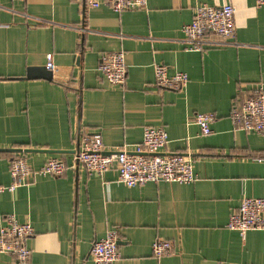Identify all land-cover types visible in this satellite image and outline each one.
Returning a JSON list of instances; mask_svg holds the SVG:
<instances>
[{
  "label": "crops",
  "instance_id": "obj_1",
  "mask_svg": "<svg viewBox=\"0 0 264 264\" xmlns=\"http://www.w3.org/2000/svg\"><path fill=\"white\" fill-rule=\"evenodd\" d=\"M201 4L233 6L234 35L208 33L198 52L187 48L182 27ZM116 52L126 64L117 86L98 70L101 57ZM49 55L51 80L27 79L28 69H47ZM157 64L186 73L185 88L156 86ZM259 87L264 10L255 0H146L120 13L84 0H0V149L59 152L0 153V184L11 183L16 157L32 168L52 157L69 167L1 193L0 225L8 214L31 224L25 264H92V244L112 230L115 264H264V230L242 237L226 228L244 198H264V137L230 119ZM197 113L215 115L210 135L194 124ZM146 127L167 133L161 153L193 160L195 182L128 188L114 168L99 176L75 161L84 135L99 136L105 153L133 152ZM156 240L169 241L171 253L154 257ZM0 264L20 263L0 252Z\"/></svg>",
  "mask_w": 264,
  "mask_h": 264
},
{
  "label": "built area",
  "instance_id": "obj_2",
  "mask_svg": "<svg viewBox=\"0 0 264 264\" xmlns=\"http://www.w3.org/2000/svg\"><path fill=\"white\" fill-rule=\"evenodd\" d=\"M89 8L107 6L116 13L129 9L143 8L146 0H84ZM256 6L264 10V0H255ZM235 9L230 4L212 7L198 5L193 10L192 20L182 27L184 42L192 51H202L208 43L205 35L210 33L226 41L234 35ZM48 70L55 69L48 56ZM98 70L112 85H122L125 81L126 64L121 52L105 54L101 57ZM155 85L167 90L180 91L187 85L188 76L183 72L168 74L165 65L154 66ZM230 119L246 132H253L264 137V89L259 87L246 96L239 106L233 107ZM215 120L213 113H197L194 124L199 127L202 136L211 134V125ZM168 143L167 133L160 128L146 127L141 143L128 152L105 153L99 136L84 135L81 138L75 161L88 174L103 175L114 168L117 180L128 188H134L147 182H168L190 184L196 181L193 160L188 155L163 154ZM68 165L58 158H49L38 168H32L22 157L12 159L8 164L11 177L9 185L0 184V194L14 192L23 185L27 176H64ZM226 228L244 236L251 230H264V198H244L238 208L229 216ZM33 235L29 222H19L13 214L6 215L0 225V252L10 254L18 263L28 262L31 250L27 240ZM172 244L166 240H156L152 244V254L159 258L170 254ZM92 264H115L119 259L116 232L109 231L103 238L96 240L91 247Z\"/></svg>",
  "mask_w": 264,
  "mask_h": 264
},
{
  "label": "water",
  "instance_id": "obj_3",
  "mask_svg": "<svg viewBox=\"0 0 264 264\" xmlns=\"http://www.w3.org/2000/svg\"><path fill=\"white\" fill-rule=\"evenodd\" d=\"M27 79L43 78L46 80H51L52 73L51 71L45 68H30L26 74ZM59 153L58 151H49V150H34V149H21V148H9V149H0V153ZM78 152V149L75 150V153Z\"/></svg>",
  "mask_w": 264,
  "mask_h": 264
}]
</instances>
